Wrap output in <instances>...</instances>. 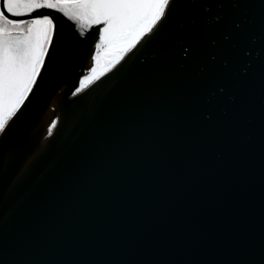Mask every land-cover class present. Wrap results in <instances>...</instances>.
I'll return each mask as SVG.
<instances>
[{"label": "water", "instance_id": "water-1", "mask_svg": "<svg viewBox=\"0 0 264 264\" xmlns=\"http://www.w3.org/2000/svg\"><path fill=\"white\" fill-rule=\"evenodd\" d=\"M145 40L75 98L57 45L0 145V264H264V0H179Z\"/></svg>", "mask_w": 264, "mask_h": 264}, {"label": "snow or ice", "instance_id": "snow-or-ice-1", "mask_svg": "<svg viewBox=\"0 0 264 264\" xmlns=\"http://www.w3.org/2000/svg\"><path fill=\"white\" fill-rule=\"evenodd\" d=\"M178 2L0 0V145L27 115L39 91L38 81L53 66L58 44L62 45L64 62L72 64L75 71L68 95L75 98L94 84L92 91L98 90L104 83L101 78L116 68L145 36L147 43L159 34ZM61 21L71 25V32L83 48L78 66L72 37L69 35L65 42ZM97 81L101 83L96 84ZM56 127V119L51 120L46 135L51 136Z\"/></svg>", "mask_w": 264, "mask_h": 264}]
</instances>
